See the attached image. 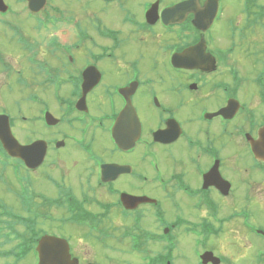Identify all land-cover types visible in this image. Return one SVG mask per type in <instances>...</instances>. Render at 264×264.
I'll return each instance as SVG.
<instances>
[{"label": "flooded vegetation", "instance_id": "1", "mask_svg": "<svg viewBox=\"0 0 264 264\" xmlns=\"http://www.w3.org/2000/svg\"><path fill=\"white\" fill-rule=\"evenodd\" d=\"M12 10L0 14L15 34L13 46L0 41V98L14 94L18 75L26 93L13 107L42 131L23 144L41 143L46 156L27 170L0 141V187L13 165L7 191L36 246L62 239L79 264H177L186 244L189 264L205 252L224 264V236L244 253L240 236L264 239L251 210L264 204V0H45L37 13ZM129 43L164 53L157 73L143 71ZM6 54L25 56L24 69ZM0 116L20 141L18 116Z\"/></svg>", "mask_w": 264, "mask_h": 264}, {"label": "rangeland", "instance_id": "2", "mask_svg": "<svg viewBox=\"0 0 264 264\" xmlns=\"http://www.w3.org/2000/svg\"><path fill=\"white\" fill-rule=\"evenodd\" d=\"M4 1L11 8L12 12H13L12 9L17 10V12H18V10L20 8H22V6H23V5L19 4L18 0H4ZM76 7H77V5L75 3H72L67 8V10L70 11L69 12L70 14H73V12H74V13L81 15L82 14L81 11L76 9ZM10 16H8L7 21H13L15 24H17L16 28H23L26 31V33L32 39L42 40L45 38L44 35H39L33 31V30H35L34 26L31 24V23H33V21H27V20H23L21 18H16V17L12 18ZM25 24H31V25H25ZM63 31H67L68 32L67 34L70 35L69 30H66L64 28ZM28 35H26L27 38H28ZM53 36H54L53 34H51V35L46 34L45 40H48ZM58 36L64 42H70V40L66 39L67 37L62 32H59ZM14 37H15L14 32H11L9 29L6 30L3 26L0 25V41H2L4 44L7 42L9 45L13 46V44H11L10 40L12 41L13 40L12 38H14ZM153 50H150L148 48V46L143 45V44L142 45L136 44V43H129L128 44L129 55L132 58H136V59L140 60V66L143 67V71L146 73H151V72L157 73V70L160 66V64H158V60L161 61V59L164 57V53L159 51L157 47H155ZM6 55H7L8 59L11 61L13 67L19 68V69H24L23 67L25 65V60H26L25 56L23 58V62H19V60L16 57H14L12 55H8V54H6ZM258 55H259V53H258ZM258 62H259V59H258ZM163 71H164V69H163ZM5 75L6 74L0 73V83L2 85L4 83H6V80H8V78L7 79L5 78ZM17 78H18V75H10V79L13 81L12 87L15 90L14 94L12 96H8V95L2 93L1 98H0V105H2V106H0V108L1 107L3 109L8 108L10 113L14 117H17L18 113L13 107V99H14V97H16L18 99V101L20 102L21 98L24 97V95L26 93L25 91H22L23 86L19 85V83L17 82ZM4 88L5 87L3 86L1 88V91ZM4 103L6 104L7 107H5ZM20 107H22V106L20 105ZM23 112H24L23 115H25V117H28V118L31 117V115L29 114V110L26 107L23 109ZM21 118H22V116L19 115L17 127H20V129H16L15 134L19 138V140L21 141L22 144L23 143L24 144L29 143L33 139L42 135V131H41V128L39 127V125L36 124V128L31 129L32 125L30 124V122L32 120H27V119L24 120ZM75 161H78V160L75 158ZM3 182H5L6 185L3 184L0 187V194H2L1 197L7 205L13 207L16 210L15 199H14L15 196H14V194H12L13 192L9 193L7 191L9 189L8 185L15 186L12 170H10V169L3 170ZM169 209L174 210V208L172 206ZM251 210L253 211V213H252L253 222L256 223L262 229H264V204L259 205V206L255 205V206H253V208ZM18 213H20V212H18ZM228 239H226V237L224 236V238L222 240H226L227 242H229V245H228L229 248L228 249H222L221 251L224 254H226V252H227L226 250H230L229 255H222L221 254L220 248L218 247L219 244L214 243L213 247H212V249L215 250V252L217 253L218 256H220V254H221L223 257L226 258L227 263L225 262V259L222 256H220L223 258L224 264H258L260 261L264 262V259H258V256L260 255V253H262L264 255V241L262 239L256 238L254 241H252V240L245 241L244 238L242 236H240V239H241L240 241H242V245L247 246L248 248L251 247L245 253L240 248H238V244L235 243L233 241V239H232V241L230 240V238H228ZM185 245L186 244H184L181 251H179L180 254H179V259H178L177 264H189L192 262L193 257L191 255L189 246L186 247ZM85 246H87V247L85 248ZM5 248H7V247H5ZM81 248L82 249L85 248V250H87L88 245H85V243H83L81 245ZM8 249H9V247H8ZM1 250L3 251L4 248H2ZM89 250L90 249H88V251ZM103 253H106V250L98 247L97 248L98 257L102 258L100 255H102ZM118 260L120 261L119 263H117ZM132 260L134 263H138L140 261L139 255L132 256ZM6 262H8V261L3 259V258H0V264H4ZM35 262H36L35 258L31 255L25 261H23L22 264H36ZM101 263H103V262L101 261ZM113 263L114 264H125V262L122 263L121 257H116V262H113Z\"/></svg>", "mask_w": 264, "mask_h": 264}, {"label": "water", "instance_id": "3", "mask_svg": "<svg viewBox=\"0 0 264 264\" xmlns=\"http://www.w3.org/2000/svg\"><path fill=\"white\" fill-rule=\"evenodd\" d=\"M44 0H29V8L38 11L44 5ZM8 7L0 0V12H6ZM89 79V78H88ZM92 87L87 81L86 92ZM6 117H0V140L4 148L11 157L20 158L29 167H37L44 158L45 148L41 146L28 147L21 146L13 137L8 121H3ZM122 145L125 143L120 142ZM35 147V148H34ZM36 150V151H34ZM141 202L144 199H131ZM146 201H150L148 198ZM39 253V264H78V261L71 258L67 243L54 237H44L37 248ZM203 264H219L220 260L216 259L212 253H206L202 256Z\"/></svg>", "mask_w": 264, "mask_h": 264}, {"label": "trees", "instance_id": "4", "mask_svg": "<svg viewBox=\"0 0 264 264\" xmlns=\"http://www.w3.org/2000/svg\"><path fill=\"white\" fill-rule=\"evenodd\" d=\"M3 218H8L9 219V214L6 213V214H3L2 217H1V226H0V231H1V237L3 239V242H7V243H13L14 241H16L19 237V232H17L16 228L14 225L8 223L7 221H5ZM33 244L31 243H28V242H24V241H21V244L19 246H22L23 248H25L26 250H30L28 247L31 246ZM13 255H16V259L15 261H21L23 259L26 258L27 255V252L24 251L22 253H18V254H15L14 251L11 250L10 253L8 252H4V254H2L3 257H6V258H9Z\"/></svg>", "mask_w": 264, "mask_h": 264}]
</instances>
